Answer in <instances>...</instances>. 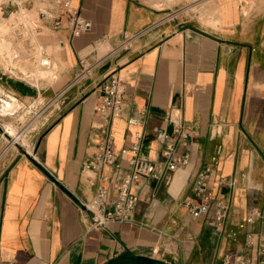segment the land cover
I'll return each instance as SVG.
<instances>
[{"label": "crops", "instance_id": "0c3cea01", "mask_svg": "<svg viewBox=\"0 0 264 264\" xmlns=\"http://www.w3.org/2000/svg\"><path fill=\"white\" fill-rule=\"evenodd\" d=\"M163 1L70 0L91 22L74 36L52 0L25 1L30 11L60 16L59 27L44 23L58 64L50 87L61 100L33 150L0 152V264H132L140 254L178 264H237L241 255L264 264V0L247 7L202 0L204 8L173 21L163 19L171 9ZM82 66H89L85 75ZM113 71L123 82L124 110L110 123L118 164L106 168L110 178L131 173L133 156L160 163L169 117L190 131L187 144L176 146L190 160L140 179L127 221L92 226L82 203L99 180L85 164L98 152L102 117L94 106ZM0 87V103L31 96L28 85L8 76ZM15 113L0 111V148L13 122L3 119ZM133 143L135 154L120 153ZM206 168L212 198L193 214L188 202H202L194 179ZM219 200L228 207L221 224L214 222ZM252 210L260 214L246 221Z\"/></svg>", "mask_w": 264, "mask_h": 264}, {"label": "built area", "instance_id": "2783aa9c", "mask_svg": "<svg viewBox=\"0 0 264 264\" xmlns=\"http://www.w3.org/2000/svg\"><path fill=\"white\" fill-rule=\"evenodd\" d=\"M23 2L27 0H21ZM54 8H61L68 15V24L71 35H78L91 26V22L81 16L78 9L71 7L70 0H52ZM39 16L43 22L48 21L53 27H59L61 23L60 16L50 9H42ZM83 62V60H81ZM44 64H47L44 62ZM124 86L118 71L111 72L103 82L102 91L98 95L94 109L102 117L101 132L98 152L93 158L87 161L85 166L97 173L99 180L98 188L92 199L87 203H82L83 209L87 212L89 223L92 226H105L110 222L127 221L130 214L135 209L139 196L133 191V187L142 178L160 176L162 167L169 171H175L189 163L190 155L188 152L178 153L176 146L178 144H187L190 131L185 127L181 119H173L172 131L170 134L164 135V146L161 149L160 163L155 164L136 156L131 157L129 163L132 165V172L123 176L121 179L112 180L110 175L106 173V168L114 167L116 163L117 153L113 148V139L110 132V123L112 119L119 117L124 110ZM135 118H129L132 123ZM137 143H133L130 147L120 149L121 154L128 152L136 153ZM209 169L206 168L199 171L194 179L193 192L200 196L202 202L195 204L188 202L189 211L193 214L205 211L208 208V202L211 200V193L205 187V180L208 176ZM112 192V196H110ZM228 207L222 201L215 203L214 222L221 224L227 214ZM260 214L257 210H252L247 216L246 221H251L252 215ZM250 237V235H249ZM254 239L249 238V243L253 244ZM264 249V238L259 241V250ZM229 255L224 257V262ZM237 264H249V262L241 255H236Z\"/></svg>", "mask_w": 264, "mask_h": 264}, {"label": "rangeland", "instance_id": "374dc122", "mask_svg": "<svg viewBox=\"0 0 264 264\" xmlns=\"http://www.w3.org/2000/svg\"><path fill=\"white\" fill-rule=\"evenodd\" d=\"M163 2L171 7L168 11H164L166 14L163 16V19H168L169 21L181 19L182 13L188 15L198 11L200 8H204L205 4H207L202 0H166ZM242 3L244 7H247L249 4H253L254 0H242ZM27 9H29L28 6L21 0H0V16L2 19L8 20L20 11H30V9ZM30 12L32 20L27 22L29 24L26 23L25 25L23 22L18 21V25H13V30L6 33L0 28V77L8 76L10 79H15L17 82L28 85L31 89V96L26 98L25 103L19 102L13 95H8L7 97H10V99H4L0 103V111L8 115L15 113L20 108L13 116L3 119L4 121L12 119L13 122L8 121L5 127L7 134L3 136V147L0 148V152L6 150L8 146V153L28 151L29 147L33 150L35 136L48 127L60 105L59 101L61 98L56 100L59 95L54 97L53 90L50 87V85L54 84L57 75L56 71L53 79H47L44 76V72H40L38 73L39 75L34 77L31 74L24 73L22 67L18 66L29 64L30 61L36 60L37 56L43 52L48 53V50L44 48L46 45L41 40L34 38L38 34H46L48 26L41 20L38 9L36 11L33 9ZM8 54H11V58L14 57L13 60L18 65L8 64L7 59L10 58ZM55 63L58 66L56 60ZM88 72L89 66H82L80 75H85ZM0 91H2L1 87ZM5 102L14 103V107L10 110L6 109Z\"/></svg>", "mask_w": 264, "mask_h": 264}, {"label": "bare ground", "instance_id": "6f19581e", "mask_svg": "<svg viewBox=\"0 0 264 264\" xmlns=\"http://www.w3.org/2000/svg\"><path fill=\"white\" fill-rule=\"evenodd\" d=\"M27 10H29V9H27ZM31 20L32 19H31V12L30 11H20V12H18L16 15L12 16L8 20L2 19L1 16H0V28H1L2 31H5V33H6L7 31L13 30L12 29V26L13 25H18V23H17L18 21H21V22H23L26 25V23L29 22V21H31ZM27 24H29V23H27ZM49 34H51V33H49ZM34 38L35 39L37 38L38 40H41L44 44H46L48 53H44L43 52V53L39 54L37 56V59L36 60L30 61L29 64H26V65H23V64L22 65H18L17 62L13 60L14 57L11 58L10 57L11 54H8V57H10V58L7 59V62H8V64L18 65V66L22 67V70H23L24 73L31 74L34 77L37 76V75H39L38 73L44 72L45 78H47V79H53L55 77V75H54L55 71L57 72V66H56V63H55V60H54V57H53V54H52V51L55 50V49L50 45V36L47 35V34H44V35L43 34L42 35H39L38 34ZM34 38H32V39L34 40ZM9 40H11V39H9ZM3 50H5V49H3ZM45 52H46V50H45ZM31 54H32V52H31ZM26 56H27V54H26ZM29 56H28V58H29ZM44 62H46L47 64H44ZM5 107H6V109L10 110V109H12L14 107V103H12V102H5ZM9 127L12 128L11 126H9ZM29 149L31 150L30 147H29Z\"/></svg>", "mask_w": 264, "mask_h": 264}, {"label": "water", "instance_id": "95a60500", "mask_svg": "<svg viewBox=\"0 0 264 264\" xmlns=\"http://www.w3.org/2000/svg\"><path fill=\"white\" fill-rule=\"evenodd\" d=\"M132 264H178L176 262H170V261H165L162 259L154 258V257H149L146 255H137L134 258V262Z\"/></svg>", "mask_w": 264, "mask_h": 264}, {"label": "trees", "instance_id": "16d2710c", "mask_svg": "<svg viewBox=\"0 0 264 264\" xmlns=\"http://www.w3.org/2000/svg\"><path fill=\"white\" fill-rule=\"evenodd\" d=\"M109 264H112L111 262Z\"/></svg>", "mask_w": 264, "mask_h": 264}]
</instances>
